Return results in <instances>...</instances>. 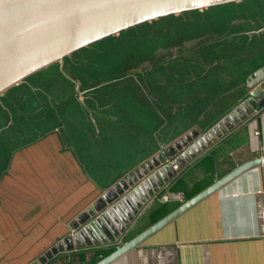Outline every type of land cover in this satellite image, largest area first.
Here are the masks:
<instances>
[{
  "label": "crops",
  "instance_id": "crops-1",
  "mask_svg": "<svg viewBox=\"0 0 264 264\" xmlns=\"http://www.w3.org/2000/svg\"><path fill=\"white\" fill-rule=\"evenodd\" d=\"M183 62L185 69L181 65L179 72L163 76L165 85L174 81L185 87L172 101L150 78L108 88L60 71L70 88L54 90L48 102L18 106L34 130L22 143L0 147V264L36 262L71 238V224L115 184L183 135L209 129L243 99L247 79L231 87L224 62ZM177 72L180 77H174ZM233 125L164 183L162 189L184 195L182 202L148 201L114 242L72 244L47 264H96L243 163L264 157V108ZM111 264H264V166L244 173Z\"/></svg>",
  "mask_w": 264,
  "mask_h": 264
},
{
  "label": "water",
  "instance_id": "water-1",
  "mask_svg": "<svg viewBox=\"0 0 264 264\" xmlns=\"http://www.w3.org/2000/svg\"><path fill=\"white\" fill-rule=\"evenodd\" d=\"M241 1L244 0H0V97L54 65H59L66 75V59L109 37L159 19ZM263 82L264 65L248 76L243 99L219 122L203 132L192 130L183 135L167 152L115 184L71 224V238L56 244L32 264H47L73 245L85 248L109 244L127 233L150 197L176 176L177 169L227 135L233 124L254 117L257 110L264 108ZM262 166L264 157L243 163L134 238L116 246L96 264H111L139 248L177 217L244 173Z\"/></svg>",
  "mask_w": 264,
  "mask_h": 264
},
{
  "label": "rangeland",
  "instance_id": "rangeland-1",
  "mask_svg": "<svg viewBox=\"0 0 264 264\" xmlns=\"http://www.w3.org/2000/svg\"><path fill=\"white\" fill-rule=\"evenodd\" d=\"M260 4L261 6L252 5L249 8L251 9L249 15L255 18V23L241 28L238 27L239 21L235 20L236 23L233 24L235 26L232 27L233 30H229L230 33H227V28L223 24L217 28L218 32L212 29L211 33H207L201 29V25L207 22V15L214 16L211 12L187 15L178 19L170 17V21L167 17L150 27H143L137 31L127 30V33L122 32L74 53L66 61L64 71L76 77L85 76V81L92 85L98 82L100 86L108 88H120L122 82H128L132 78L138 77L140 81L150 78L151 82H158L163 87L162 96L168 95L172 101L173 94H180L182 90H178L174 81L165 85L168 79L163 77L164 74L176 70L179 72L181 65L185 69L183 61L186 59L193 65L198 63L202 66L221 65L230 56L239 54L240 49L252 41L243 38L244 40L231 42V39L264 29V1ZM241 11L239 9L233 16H239ZM178 72L174 73V77H180L181 73ZM87 76L94 78L89 79ZM67 77L62 76L58 65H54L27 80L25 84L35 90L19 86L16 90L7 92L3 102L0 100V147L3 143L8 147L13 146L14 140V144L17 141L22 143L28 136L33 135L31 120L27 122L28 116L17 111L18 106L24 108L31 103L48 102L54 90L61 92L71 87L72 84L65 79ZM43 93H47L48 96ZM53 100L59 102L57 98H52ZM4 107H7V110H4ZM2 148L4 152L5 147Z\"/></svg>",
  "mask_w": 264,
  "mask_h": 264
},
{
  "label": "trees",
  "instance_id": "trees-1",
  "mask_svg": "<svg viewBox=\"0 0 264 264\" xmlns=\"http://www.w3.org/2000/svg\"><path fill=\"white\" fill-rule=\"evenodd\" d=\"M262 1H264V0H244L241 2H236V3L224 5V6L209 8V9L202 10V11L189 12V13H185L183 15H176V16H170V17H174L175 19H178V18H183V16H187V15L188 16L189 15H197V14L203 13V12L208 14L211 12V13H214L213 14L214 16L207 15V17H206L207 22L203 26L201 25V29L206 30L207 33L208 32L211 33L210 30L213 29V30L217 31L218 30L217 28L221 27V24H223L227 28L226 29L227 33H230L229 30H233L232 27L235 26V25H233L236 23L235 20L239 21L238 27H241V28L249 27L252 25V23H255L256 22L255 18L253 19V17H250V15H249L251 13V9H249V8H251L252 5L253 6L254 5L261 6L260 3ZM258 2H260V3H258ZM239 9L242 10L238 14L239 16L234 17L233 13H236ZM170 17L167 18L168 21H170V19H171ZM163 20H165V19L163 18V19H159V20H156L153 22H149V23L143 24L141 26H138V27L132 28V29H134L133 31H137L143 27L144 28L150 27V26H152L158 22H162ZM235 28H237V27H235ZM260 30L255 31L252 34H243L241 37H236V38L234 37L233 39H231V42L234 40H240V39L241 40L246 39L247 41H249V40L252 41V43L246 45L244 48H241L239 54L230 56V58L224 62V72H229V74H227L229 80H228V78H227V80L230 81L229 85L231 87L237 86V85H243L245 79H247L251 73H253L255 70H257L258 68H260L261 66L264 65V32H259ZM123 33H127V31H125ZM69 59L70 58L65 60V65H66V61H68ZM74 66H75V64H74ZM201 83L202 84L204 83L203 85H205V83H207V80H205ZM21 86L30 87L28 84H25V85L23 84ZM181 88L185 89L183 84H180L178 89H181ZM14 90H16V88L11 90V91H14ZM11 91H9V92H11ZM8 93H6V94H8ZM6 94H4L0 97V100L2 102H3V99L6 96ZM0 104H1V102H0ZM130 238H132L131 235L129 237H127V239H130Z\"/></svg>",
  "mask_w": 264,
  "mask_h": 264
},
{
  "label": "built area",
  "instance_id": "built-area-1",
  "mask_svg": "<svg viewBox=\"0 0 264 264\" xmlns=\"http://www.w3.org/2000/svg\"><path fill=\"white\" fill-rule=\"evenodd\" d=\"M262 92L264 95V82H263ZM171 165L173 167H175L173 161H171ZM153 200H159L162 203H168V202H173V201L182 202L184 200V195L179 193V192H175V191H171V190H165V189L161 188L160 191L154 193L148 201H153ZM140 214H141V212H140ZM140 214H138V215H140Z\"/></svg>",
  "mask_w": 264,
  "mask_h": 264
}]
</instances>
